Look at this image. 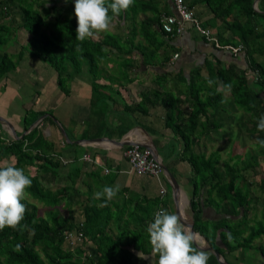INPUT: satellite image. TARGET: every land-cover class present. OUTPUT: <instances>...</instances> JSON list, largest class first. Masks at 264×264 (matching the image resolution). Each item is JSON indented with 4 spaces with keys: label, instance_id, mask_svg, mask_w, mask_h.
Masks as SVG:
<instances>
[{
    "label": "trees",
    "instance_id": "16d2710c",
    "mask_svg": "<svg viewBox=\"0 0 264 264\" xmlns=\"http://www.w3.org/2000/svg\"><path fill=\"white\" fill-rule=\"evenodd\" d=\"M63 1L0 0V80L17 67L18 60L31 52L58 71V84L66 94L70 93L71 82L86 73L92 86V105L105 113L111 100L106 93L112 88L100 82L102 77L110 82H119L120 85L130 84L136 79L128 76L129 71H135L140 65L170 63L171 54L168 51L173 47L169 45V39H161V34L157 32L158 28L162 30L159 16L146 21L157 25H134L126 33L128 38L123 36L122 28L115 26V29L103 32L99 39L91 37L79 41L76 40V16L64 14L67 9L64 10ZM196 1L200 0H186L190 7ZM205 1L215 12H221L222 7H214L215 2L217 4L220 0ZM239 1L231 7L236 8L240 4L241 14L245 17L252 16L253 0ZM121 13L120 17L123 18V12ZM11 25H20L19 28L29 34L28 41L21 44L17 54L3 49L5 42L10 39L8 36ZM240 26L243 27L230 25L231 29ZM263 34L264 32L257 33L255 36ZM245 46L250 48L247 60L253 74L252 80L248 70L241 68L236 62L229 65L217 64L215 67L208 65L213 69L212 76L206 77L197 70L191 73L189 79L181 78L184 90L180 94L163 83L162 78L158 80L161 83L160 89L155 90L153 95L141 92V101L131 103L137 111L143 112H147L148 105L164 104L167 107L166 123L177 135L178 142H182L179 158L188 161L195 177L202 175L200 185L193 182L194 176L192 178L194 228L211 243V234L215 235L219 229L226 228L221 231V236L231 250L251 245L264 234V223L249 227L247 222L252 214L257 215L258 204L264 199V170L261 169L264 166V148L255 143L257 139H264V132L257 130L258 118L264 114V61L257 58L255 51L251 52L252 49H258L256 54L264 56V47L257 45V48L249 43ZM164 52L166 56L162 57ZM137 54L141 58L137 59ZM208 79L217 83L210 86ZM200 80L202 82L198 84ZM221 82L224 85L230 84L231 87L225 88L221 86ZM228 89L231 97L225 95ZM94 112L99 114L96 110ZM226 116H230L229 122L223 124ZM235 125L238 130L234 131ZM223 127H226L225 134L235 138V142L239 138L244 141L242 133L252 140L250 149L244 154L245 158L241 159L243 152L239 153V161L234 164L229 161L221 164L223 157L220 149L209 155L197 149L203 136L209 137L211 132L221 133ZM130 128L125 126L119 133L124 134ZM51 145L38 128L21 139L6 140L0 135V162L3 155L16 156L14 166L23 168L32 179L31 187L27 190L28 196L42 203L46 209L42 215L38 203L28 198L24 201L26 213L22 224L34 231H19L7 227L0 230V264H130L135 255L132 249L148 253L147 247L151 244L147 226L153 222L155 213L161 208L168 207L167 210L172 212L169 206L160 204V196L138 195L127 188L120 190L117 195L123 198L122 203L106 202L104 198L96 199L92 192L84 194L80 189H73L71 193L68 182H73L79 175L78 165H74L75 168L65 177L68 179L67 185L52 189L50 186L58 177L62 162L60 154L52 153V149H49ZM171 153L174 154L175 151L169 152ZM27 165L34 166V172L27 171ZM250 175L256 179H251ZM240 180L243 182L240 183ZM200 187L208 189L209 194L204 199H210L216 210L230 215L242 213L243 217L237 223L224 218L214 226H204L201 196L198 193ZM98 200L104 205L100 206ZM63 201L64 207L70 212L69 216L62 215L60 211ZM74 205H79L80 214L85 218V234L93 242L89 252H84L82 247H69L65 240L66 231L79 225ZM226 221L231 223L228 225ZM233 223L235 225L230 227ZM221 224L226 226L220 227ZM114 228L117 233H114ZM247 231L248 235L242 237Z\"/></svg>",
    "mask_w": 264,
    "mask_h": 264
},
{
    "label": "crops",
    "instance_id": "0c3cea01",
    "mask_svg": "<svg viewBox=\"0 0 264 264\" xmlns=\"http://www.w3.org/2000/svg\"><path fill=\"white\" fill-rule=\"evenodd\" d=\"M64 1L68 2V0ZM69 1L72 2V0ZM237 2L240 1L220 0L217 4L215 2V9L219 5L222 7L221 12H215L205 0L196 1L191 7L189 6L200 23L212 30L218 42L206 39L191 23L187 25L182 34L176 36H170L161 27L162 30L158 28L157 32L161 34V39H169L168 43L173 47L168 51L171 54L170 63L140 65L135 71H129L128 76L136 79L130 84L120 85L119 82H110L102 77L100 82L112 88L106 93L111 100L107 106L108 111L105 113L92 105V86L86 73L71 82L70 93L66 94L58 84V71L38 56L27 52L17 61V67L8 72L6 79L0 80V119L4 121H0L1 137L6 140L21 139L33 129H39L44 138L52 144L49 148L52 149V153L58 152L67 161H61L62 166L59 168L58 177L51 184L52 189L67 185L68 179L65 177L75 168L74 165H78L79 175L73 182H68L71 191L80 189L85 192L84 194L92 192L94 197V193L100 191L103 186L119 184L120 190L127 188L131 193L138 195L160 196L161 205L169 206L170 210L178 214L185 223H191V217L194 219L192 168L187 160L179 158L182 142H178L177 135L166 123L167 107L164 104L148 105L147 112H143L137 111L134 104L141 101V92L153 95L155 90L160 89L161 83L158 80L162 78L163 83H167L170 89L180 94V91L184 90V85L180 83L181 78L189 79L191 73L197 70H200L206 77L212 76L213 69L209 66L215 67L217 64L229 65L236 62L241 68L248 70L249 78L252 80L253 74L249 70L247 60L250 48L248 49L245 44L264 47V34L255 36L257 33L264 32V0H253V15L247 17L241 14L240 4L236 8L231 7ZM228 7L230 9H227ZM122 12L123 18L119 21L114 18L111 28L115 29V26L122 28L124 37H127L126 33H129L134 25H157L146 22L148 19L161 17L164 13L177 15L174 0H134V6ZM230 25H242L243 27L231 29ZM19 27L20 25H11L8 36L10 39L3 45V49L9 53L17 54L21 49V44L29 39L28 32L20 30ZM98 35L97 39L102 37L103 33ZM228 46L236 48L242 46V49L234 52L228 49ZM257 50L252 49L251 52L255 51L257 58L264 61V56L256 54ZM176 54L179 56L175 57ZM165 56L164 52L162 57ZM135 57L141 58L138 54ZM132 102H134L133 105H131ZM128 106L131 107L128 108ZM94 110L99 114L96 115ZM60 125L66 129L69 139L64 137ZM125 126L131 128L124 134H120L119 132ZM98 137L104 138L92 145L79 142L83 138ZM209 138L210 136H203L201 141ZM123 139L127 144L122 145L117 142ZM214 140L211 138L209 141ZM130 143L150 146L154 152L156 151L157 158L163 160L183 189L178 203L166 175L161 178L167 190L162 196L160 180L156 177L131 173L130 163L124 156V151ZM172 151L175 153L169 154ZM86 153H91L96 163L80 160ZM15 163L16 156L12 154L3 155L0 162L3 166ZM107 167L111 169V172H105ZM26 168L27 171L30 169L34 172V166L27 165ZM56 182L58 186L55 188ZM204 192L206 190H203L202 195ZM126 194L128 195L127 191ZM127 195L125 197H128ZM122 201L123 198L119 196L111 200L114 203H122ZM97 202L100 206L104 205L100 200ZM200 206L203 223L211 222V226L227 217L235 223L243 217L242 213L230 215L222 210H216L213 204H208L205 199L203 201L201 199ZM247 222L249 227L253 224L264 223V215L262 213L260 216L252 214ZM230 223L226 221V224ZM225 226V224L220 225V227ZM222 230L226 228L219 229L215 235L211 234L213 243L197 231L201 234L198 236L199 247L210 253L207 264H223L214 252L207 250L209 245L220 252L229 264H264V234L256 238L251 245L231 250L221 236ZM248 232H245L242 237L247 236ZM132 250L135 255L130 264H156L158 261V257L152 256L151 246L147 247L148 253ZM140 253L144 259L139 258Z\"/></svg>",
    "mask_w": 264,
    "mask_h": 264
},
{
    "label": "clouds",
    "instance_id": "9594fccd",
    "mask_svg": "<svg viewBox=\"0 0 264 264\" xmlns=\"http://www.w3.org/2000/svg\"><path fill=\"white\" fill-rule=\"evenodd\" d=\"M132 6L134 0H75L76 40L83 41L97 33L108 32L113 18ZM207 83L211 86L217 81L208 79ZM221 86L231 87L222 82ZM257 130L264 132V114L258 118ZM255 143L264 148V139H257ZM31 184L32 179L23 168L11 164L0 166V230L7 227L19 231H34L22 224L26 213L24 201ZM119 192V184L105 185L94 193V197L104 198L107 202ZM147 234L152 256L158 257L156 264H207L209 260L210 253L198 245V234L183 223L178 214L167 209L161 208L155 213L153 222L147 226ZM139 258L144 259L141 253Z\"/></svg>",
    "mask_w": 264,
    "mask_h": 264
},
{
    "label": "rangeland",
    "instance_id": "374dc122",
    "mask_svg": "<svg viewBox=\"0 0 264 264\" xmlns=\"http://www.w3.org/2000/svg\"><path fill=\"white\" fill-rule=\"evenodd\" d=\"M44 3V2H43ZM63 3H64V10H66L67 9V11H65V13L64 14H66V15H69V16H71V17H75V13H74V5H75V2H74V0H72V2L71 1H69L68 0V2L67 1H63ZM175 8H176V6H175ZM177 10V9H176ZM239 10V9H238ZM116 18V21H119V20H121L122 18L120 17V15L119 16H116L115 17ZM161 18V17H160ZM112 23H114V19L112 20ZM161 25V24H160ZM20 30H23L22 28L20 29ZM101 33H103V32H101ZM22 34V36H23V33H21ZM98 34H100V33H97V34H95L93 37L95 38V39H97L98 38ZM50 65V64H49ZM10 72V71H9ZM8 74V73H7ZM7 74L1 79V80H4V79H6V77H7ZM202 82V80H200L199 82H198V84H200ZM4 83H5V81H4ZM225 95L227 96V97H231V92H230V90L228 89L227 91H226V93H225ZM229 117H224V124H226L227 122H229ZM235 130H238V127L235 125V127H234V131ZM221 133H218V132H211V135H210V138L209 139H203V141H201L200 142V144L197 146V149L199 150V151H205L208 155L209 154H211L212 152H215V151H218L219 149L221 150V153H222V157H223V160H222V162H221V164H224V162L225 161H229L230 163H232V164H234V163H236L237 161H239V153H242L243 152V155H242V157H241V159H243V158H245V155L244 154H246V152L250 149L249 148V145L251 144V142H252V140H251V138H249V136L247 135V134H244V133H242V136L244 137V141H241V139L242 138H239L236 142H235V138H233V137H229V136H227L226 134H225V131H226V127H223L222 129H221ZM246 135V136H245ZM211 138H213V139H215L214 141H209V140H211ZM231 138V139H230ZM84 139H88V138H83V139H81V140H84ZM90 139H92V138H90ZM94 143V142H93ZM92 142H87V141H83V142H81V144H85V145H92L93 144ZM132 146H134V145H137L136 143L133 145V144H131ZM131 145H128L127 147H129V146H131ZM141 148H143V149H147V148H149V149H151L152 150V153H153V155L156 157L157 155H156V153L154 152V150L150 147V146H147V147H145V146H143V145H141V144H138ZM127 147H126V149H127ZM125 149V151H124V156L127 158V156H126V150ZM85 155H88L89 156V158L90 159H85V162H88V163H96V161H95V158L92 156V154L91 153H86ZM60 158V157H59ZM61 160V159H60ZM80 160H83V157L82 158H80ZM62 161V160H61ZM84 161V160H83ZM129 161V160H128ZM29 169V168H28ZM262 170H264V166H263V168H261ZM30 170V169H29ZM105 172L106 173H109V172H111V169L110 168H105ZM165 175V173H164V171L160 174V176H153V175H148V176H152V177H156L158 180H160V184H161V195L163 196V195H165L166 193H162V190L163 189H166V187L163 185V183L161 182V178H162V176H164ZM254 175V174H253ZM193 176H194V181L193 180H191V178H190V180H191V182L193 181V182H198V184L201 182V179H202V175L200 174V175H197L196 177H195V175H194V172H193V174H192V178H193ZM262 176V174H260L259 175V177H261ZM250 177H251V179H256V177L255 178H253V176L252 175H250ZM249 177V178H250ZM258 179V178H257ZM192 182V183H193ZM241 182H243V181H241L240 180V183ZM243 184V183H242ZM200 185V184H199ZM58 186V184L57 183H55L54 184V187L56 188ZM83 186H85V182H83ZM194 186V185H193ZM242 186H244V184L242 185ZM51 187V186H50ZM54 189V188H53ZM70 192L72 193V191L70 190ZM74 192V191H73ZM166 192H167V190H166ZM202 192H203V189L200 187V189H198V193H199V195L201 196V199H202V201L204 200V198H206L207 197V195L209 194L208 193V189H206V193H204L203 195H202ZM168 197V196H167ZM30 201H34V202H36V203H38V205H39V207H40V214H42V215H44V213H45V208L43 207V204L42 203H40V202H38V201H36L35 199H33V198H31L30 196H28L27 197ZM207 200V203L208 204H210V205H212V203H211V200L210 199H206ZM64 202L65 201H63L62 202V204H61V209H60V211H61V213H62V215H64V214H66L67 216H69L70 215V212L64 207ZM213 202L215 203L216 202V200H213ZM257 209H258V211H257V215L258 216H260L261 215V213L264 215V199L263 200H261L260 202H259V204H258V207H257ZM74 211H75V214L77 215L76 216V218H77V220H81V219H83V220H81V221H79V225L81 224V222H83L84 223V217L82 216V214H80V207H79V205H74ZM193 212V211H192ZM242 212H244L243 210H242ZM191 216H192V213H191ZM227 218H229V217H227ZM230 219V218H229ZM191 221H192V217H191ZM206 225H204V226H206L207 227V225H209L210 226V224L211 223H209V224H207V223H205ZM78 225V226H79ZM75 229V228H74ZM73 230V229H72ZM114 233H117V231H116V228H114ZM212 235H214V233L212 234ZM86 237H87V241H90V244L88 245L87 244V246L84 248V245L85 244H83L82 245V249H83V251L85 252H89V251H91V249H90V246L93 244V242L88 238V236L86 235ZM248 245V244H247ZM68 246L69 247H73V246H71L69 243H68ZM89 246V247H88ZM77 247H81L80 245H77V246H74L73 248H77ZM41 249V248H40ZM83 255V254H82ZM42 256L45 258V256H44V253L42 252Z\"/></svg>",
    "mask_w": 264,
    "mask_h": 264
},
{
    "label": "built area",
    "instance_id": "2783aa9c",
    "mask_svg": "<svg viewBox=\"0 0 264 264\" xmlns=\"http://www.w3.org/2000/svg\"><path fill=\"white\" fill-rule=\"evenodd\" d=\"M177 15L173 14H162L160 18V24L162 29L165 31L166 34L170 36H176L182 34L187 25L191 23L195 29L205 36L209 41L218 42L216 36L213 34L212 30L200 23L199 19L197 18L195 12L189 7V5L185 2V0H174ZM219 45V43H218ZM228 49L233 50L236 52L237 50H241L242 46L235 47V46H228ZM179 54H176L175 57H178ZM134 146L127 147L126 156L130 163V171L131 173L137 175H153V176H160V174L164 171L163 166L160 160L155 157L152 153V150L147 148L143 149L138 144ZM60 159L64 162L62 156H59ZM90 159L88 155L83 156V160ZM162 193H166V189L162 190ZM65 240L71 246L80 245L82 247L83 244L84 248L87 244H90V241H87V237L84 231V223L76 227L71 231H66Z\"/></svg>",
    "mask_w": 264,
    "mask_h": 264
},
{
    "label": "water",
    "instance_id": "95a60500",
    "mask_svg": "<svg viewBox=\"0 0 264 264\" xmlns=\"http://www.w3.org/2000/svg\"><path fill=\"white\" fill-rule=\"evenodd\" d=\"M55 120H57V119H55ZM0 121H1V122H4V121L1 120V119H0ZM60 126H61L62 133L64 134V137H65L66 139H69V136H68V134H67L66 129H65L62 125H60ZM102 138H104V137H98V138H92V139H84V140H79V142L87 141V142H92V143H93V142H98V141H100V140H103ZM117 142L121 143L122 145L127 144V142L125 141V139H123V141L121 140V141H117ZM131 144H133V143H130L129 145H131ZM155 152H156V151H155ZM157 155H158V154H157ZM156 157H157V156H156ZM159 160H160V162H161V164H162V166H163L164 173H165V175L167 176V179L169 180V182H170V184H171V186H172V188H173V192H174V195H175L176 201H177V203H178L179 200H180V198H181V196H182L183 189H182L180 183L178 182L177 178H176V177L170 172L169 168L166 166V164L163 162V160L160 159V158H159ZM182 222L185 223V221H184L183 219H182ZM185 224L188 225V226L192 229V231H194L195 233H197L198 236L201 235V234H200L199 232H197V230L194 228V219H193V218H192L191 223L188 222V223H185ZM202 237H203V236H202ZM208 245H209V244H208ZM207 250H210V251L214 252V253L219 257L220 261H221L223 264H229V263L225 260V258L223 257V255H222L220 252L216 251V249L213 248L211 245L208 246Z\"/></svg>",
    "mask_w": 264,
    "mask_h": 264
}]
</instances>
